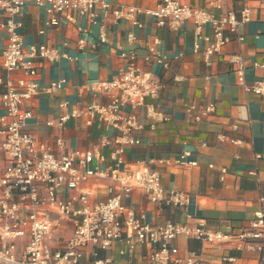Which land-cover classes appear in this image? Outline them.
Segmentation results:
<instances>
[{
	"label": "crops",
	"instance_id": "obj_1",
	"mask_svg": "<svg viewBox=\"0 0 264 264\" xmlns=\"http://www.w3.org/2000/svg\"><path fill=\"white\" fill-rule=\"evenodd\" d=\"M37 1L40 0H25L23 28L19 31L23 48L27 51L31 46L47 45L59 58L55 62L35 59L34 78L27 77L23 71L7 72L2 53L9 34L0 28V117L5 115L2 98L7 82L21 91L19 81L33 80L37 92L24 101L22 111L31 114L26 131L34 134L40 143L55 151L56 140L63 139L71 152L99 150L105 159L99 165L103 170L112 165V155L123 149L121 158L125 163H146L161 175L165 189L189 196V204L184 208H159L135 192L123 201L126 207L137 214L144 213L153 227L167 223L193 227L203 223L210 232L230 236L228 242L219 246L180 236L172 245L174 257L185 260L195 252L198 264H264V252L238 248L239 235L250 231L257 213H264V94L245 89L264 82V0H178L205 11L217 21L229 13L239 17L243 9L250 10V22L239 26L236 32L227 26L224 35L229 42L209 58L205 53L209 47L205 38L213 41L212 24L205 25L198 38L192 20L174 32L168 27H158L152 17H138L140 28L113 16V11L121 5L148 9L156 7L161 0H99L109 4V8L105 11L98 3L93 5L92 21L70 13L60 18L56 27L46 25L49 15L37 6ZM5 22L0 13V23ZM102 26L105 42H101ZM129 35L135 40L129 41ZM80 40L84 41L82 47ZM157 40V51L169 63L166 70L144 61L148 49ZM195 45L199 47L197 52ZM133 52L137 53L136 64L163 86L157 98H147L145 106L136 111L141 128L133 130L131 136L140 143L118 144L116 140L123 132L101 121L98 115L70 118L59 126L64 115L76 110L86 112L91 105H106L111 97L119 96V91L104 94L90 89L97 83L116 79L130 63L122 54ZM231 57H239L240 62H231ZM241 68L243 83L239 75ZM58 82H63L62 89L46 90ZM63 103H67L66 108L61 107ZM209 109L212 111L208 112ZM129 113V109H124L121 114ZM185 153L189 154L185 164L176 165L175 160ZM5 166L6 159L0 150V176ZM109 184L107 180H93L86 188L98 190ZM52 219L57 221L56 216ZM72 234L71 224L59 221L46 243L52 249H63ZM28 240V233L16 240L0 239V250L4 244L14 243L16 257L20 259ZM122 247L117 244L112 250L102 252L101 257L114 264H143L149 254V247L138 245L129 260L120 254Z\"/></svg>",
	"mask_w": 264,
	"mask_h": 264
},
{
	"label": "built area",
	"instance_id": "obj_2",
	"mask_svg": "<svg viewBox=\"0 0 264 264\" xmlns=\"http://www.w3.org/2000/svg\"><path fill=\"white\" fill-rule=\"evenodd\" d=\"M100 4L103 10L109 4L99 0H40L37 6L44 8L49 15L48 27H56L60 18L74 13L95 18L91 7ZM25 0H0V13L6 19L0 28L9 34L8 44L3 50V68L7 72L23 71L24 75L34 78L37 75L34 60L39 58L55 62L59 57L55 50L47 45L23 48V37L19 31L23 28L22 18ZM115 20H127L142 28L137 18L152 17L160 28L168 27L178 32L187 21L196 24L197 37L205 25L212 24L214 39L206 50V57L220 52L229 40L224 35L227 26L236 32L241 25L250 22V10L245 8L239 17L229 13L220 21L205 11L181 4L178 0H161L154 8L142 9L130 5H121L113 11ZM104 27L101 28V42L104 40ZM129 41L135 40L129 35ZM80 47L84 41H79ZM155 46L148 49L144 61L146 64H158L168 69L167 58L162 56ZM195 52L199 47L195 45ZM122 58L130 60L129 65L120 71L118 77L109 83H97L90 89L93 92L111 94L119 91V96L111 97L106 105H91L86 112L73 111L64 115L59 122L63 126L70 118L85 115H98L107 125L123 132L116 142L121 145H138L133 130L141 127L136 111L146 104L147 98H157L163 89L151 73L136 64L137 53ZM231 62L239 63V57H231ZM240 82H244L243 68L239 71ZM1 82V81H0ZM19 91L13 83L7 82V91L2 98L5 115L0 117V150L6 159V166L0 176V239L16 240L27 235L29 240L22 258L16 257V245L4 244L0 250V264H114L101 257L102 252L112 250L122 244L120 254L129 260L135 255L138 245L149 247V254L143 264H198L196 253L192 252L183 260L174 257L172 249L176 238L184 236L196 239L205 245L219 246L229 241L230 236L221 232H210L203 223L197 226L167 223L163 227H153L146 221L144 213L137 214L123 203L135 192L146 196L153 205L162 208H184L189 204L186 193L167 190L162 184L161 175L150 169L144 162L128 164L123 161V149L112 155V165L106 170L99 167L105 162L99 150L93 152H71L63 139L56 140V150L40 143L37 137L26 131V121L31 117L22 111L25 100L37 92L33 81L21 80ZM63 82L53 83L49 92L62 89ZM246 91L264 94V82L246 87ZM67 103L61 104L66 108ZM129 109V115L122 111ZM212 111L209 109L208 112ZM107 145V143H105ZM185 153L175 160L178 166L184 165ZM95 165V166H94ZM196 166V163H190ZM107 180V187L92 190L86 188L91 181ZM56 216V220L52 219ZM71 224L73 234L63 249H52L46 239L53 233L59 221ZM257 253L264 252V213L259 212L251 222L250 231L239 235L238 248ZM86 257H89L87 263ZM233 262L234 259H228Z\"/></svg>",
	"mask_w": 264,
	"mask_h": 264
}]
</instances>
